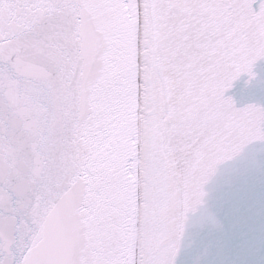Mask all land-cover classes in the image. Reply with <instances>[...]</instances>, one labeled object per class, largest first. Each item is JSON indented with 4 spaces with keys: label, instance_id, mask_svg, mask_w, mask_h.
I'll use <instances>...</instances> for the list:
<instances>
[{
    "label": "snow or ice",
    "instance_id": "snow-or-ice-1",
    "mask_svg": "<svg viewBox=\"0 0 264 264\" xmlns=\"http://www.w3.org/2000/svg\"><path fill=\"white\" fill-rule=\"evenodd\" d=\"M241 81L264 0H0V264H264Z\"/></svg>",
    "mask_w": 264,
    "mask_h": 264
},
{
    "label": "water",
    "instance_id": "water-1",
    "mask_svg": "<svg viewBox=\"0 0 264 264\" xmlns=\"http://www.w3.org/2000/svg\"><path fill=\"white\" fill-rule=\"evenodd\" d=\"M231 95L234 96L238 106H246L249 103H264V85L257 83L253 88L245 90L244 82H238L236 89ZM251 151V149H249ZM247 161V157H242L233 164H229L222 172V179H226L231 169L235 167H243ZM252 168L250 175L251 192L248 199V223L253 225L257 232L261 224H264V205L261 202L262 185L261 180L264 177L259 172L258 165L249 162Z\"/></svg>",
    "mask_w": 264,
    "mask_h": 264
}]
</instances>
